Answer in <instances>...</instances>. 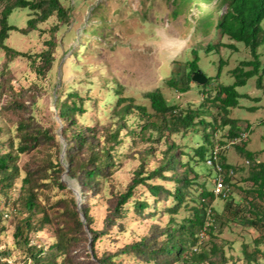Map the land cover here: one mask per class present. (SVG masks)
Listing matches in <instances>:
<instances>
[{"label":"trees","instance_id":"1","mask_svg":"<svg viewBox=\"0 0 264 264\" xmlns=\"http://www.w3.org/2000/svg\"><path fill=\"white\" fill-rule=\"evenodd\" d=\"M62 1L0 0V50L8 59L26 58L37 78L45 77L55 66L57 43L45 41L43 50L29 53L13 49L6 40L11 31L37 30L39 24L50 19L56 21L52 33L60 25L71 23L72 6L65 7ZM171 1L183 10L195 0ZM204 1H209L211 6L203 11L197 7L193 17V32L198 42L190 49L189 56L172 62L170 76L164 80L166 89L155 87L137 98L127 95L121 85L108 82L98 85L90 80L83 91L73 85L64 88V67L69 62L65 60L55 84L54 104L65 142L61 160L48 152L53 142L60 150L56 134L34 119L32 110L36 101L30 103V113L17 120L14 135L0 151V195L5 197L4 207L0 209V235L5 231L3 217L10 215L13 245L22 255L21 264H89L77 261L74 256L83 227L91 234L92 246L103 232L92 231L89 208L79 206L73 190L62 181L61 173L66 172L79 188L97 195L117 170L121 157H130V152L138 165L124 191L115 194L105 224L119 225V220L129 213L151 219L161 214L167 219L165 223L160 220L148 236L113 252L93 254L95 263L90 264H227L223 247L216 238L235 221L261 233L254 240L256 245L264 240V161L258 159L257 151L247 148L248 135L219 154L225 175L233 170V175L226 176L225 181L231 188L240 190L241 198L237 199L231 190L221 199L224 207L218 212L211 205L215 196L205 181H199L200 176L212 179V170L205 160L215 142L222 143L243 130L250 132L248 121L233 118L230 112L238 106L239 98L249 97L239 93L238 87L246 85L252 77H255L256 87H262L264 0ZM17 8L29 12L25 29L8 21ZM203 38H207L205 45L200 40ZM81 40L87 39L82 37ZM238 43L248 57L227 70L233 81L223 84L220 75L228 61L221 56V51H236ZM200 52L218 55L216 75L207 76L202 85L191 79L192 72L200 69ZM69 56L77 60L79 51ZM3 74L4 70L0 69V79ZM78 81L81 82H75ZM192 83L202 95L200 102L193 106L177 101L174 96L190 91ZM3 86L0 81V90ZM169 94H172L170 98ZM5 106L16 111L25 109L23 103L15 101ZM125 141L130 142L128 153L123 152ZM139 144L143 145L142 149L132 152ZM44 147L47 151L38 165L20 167L21 155ZM161 147L157 156V148ZM231 150H234L233 156L244 160L243 165L229 160ZM156 158L157 164L149 169V160ZM235 173L241 174L240 180L233 181ZM17 181H20L18 195L13 197ZM241 182L249 186L242 187ZM140 187L143 189L137 193ZM55 189L65 195L44 207L40 196ZM46 225L54 226L53 242L47 247L33 243L30 234L43 230ZM202 231L203 238L200 237ZM258 253V248L249 252L244 245L243 254L248 264L257 262ZM3 258L4 253L0 251V264H8Z\"/></svg>","mask_w":264,"mask_h":264},{"label":"rangeland","instance_id":"2","mask_svg":"<svg viewBox=\"0 0 264 264\" xmlns=\"http://www.w3.org/2000/svg\"><path fill=\"white\" fill-rule=\"evenodd\" d=\"M62 3L65 7L72 6L71 23L60 25L58 30L52 33L51 28L56 21L50 19L39 24L37 30H29L26 33L11 31L6 40V44L13 49L29 53H38L43 50L46 47L45 41H55L57 43L56 64L48 75L37 78L26 58L8 59L4 51L0 50V69L4 70L3 77L0 79L4 83L0 90V151L7 147L10 137L14 135L17 120L30 113L28 107L32 101H36L37 104L32 110L34 119L39 125L55 133L56 140L60 144L58 151L55 143H51L52 147L48 148V152L53 155V158L57 156L59 160L62 159L61 153L65 142L60 134L61 127L54 104L55 84L66 59L69 62L64 67V88L73 85L83 91L90 80L98 85L108 82L110 85H121L127 95L137 98L155 87L166 89L164 80L170 76L172 62L189 56L190 49L198 42L192 26L195 22L193 17L198 11L197 7L203 11L211 6L209 1L204 0H195L183 10L178 9L175 2L171 0H63ZM1 8L0 3V10ZM179 10L181 12L176 15L175 13ZM28 17L27 9L17 8L9 15L8 21L19 29H25ZM82 37L87 40L82 41ZM200 40L203 42L202 45H205L207 38ZM79 45H81L80 48H78ZM236 45V51H221V56L228 61V65L223 67L220 75V82L223 84H231L233 81L227 70L236 65L238 60L248 57L243 46L240 43ZM76 50L80 55L77 60L69 56ZM262 52L264 61V50ZM198 65L206 76H215L218 55H204L200 52ZM77 80L81 82H75ZM237 91L249 97L239 98V104L231 109L230 116L246 123L248 121L250 132L247 148L257 151L258 159L264 161V73L262 87H256L255 77H252L246 85L238 87ZM171 96L172 94H169L168 98ZM174 98L181 103L196 106L202 95L196 84L192 83L190 91L175 95ZM13 101L23 103L25 109L16 111L12 107L5 106L7 102ZM175 140L179 141L177 138ZM129 146L130 142L125 141L123 152L128 153ZM142 147L143 145L139 144L132 152ZM162 149L163 147L157 148V156ZM46 151L47 147H44L40 151L35 150L21 155L20 167L25 169L28 166L38 165ZM229 153V160L233 159V162L243 165L244 160L233 156L234 150ZM132 155L133 153L130 152V157H121L117 170L97 195L79 188L66 172L61 173L62 181L73 190L75 199L78 196L79 206L89 208L92 231L103 232L92 246L91 234L86 227H83L81 240L74 248L77 261L95 263L93 254L99 256L105 252H113L142 236L150 235L160 220L165 223L167 216L162 217L161 214L157 215V219H151L129 213L119 220V225L112 227L105 224V218L114 202L115 194L124 191L138 165V160L132 158ZM156 164L157 158L150 159L148 168L151 169ZM240 179L241 174L235 173L233 181ZM212 180L210 178L205 180L204 176L199 178V181L206 182L209 190L212 187ZM239 184L242 187L249 186L248 183ZM19 186L20 181H17L12 191L13 197L18 195ZM142 189L140 187L137 193H140ZM232 190L237 199L241 198L239 189L233 187ZM63 195L65 194L60 189L46 191L40 196V201L44 207H48L55 199ZM4 204L5 197L0 195V209L4 207ZM211 205L220 212L223 210L224 201L216 198ZM3 219L5 231L0 235V251L4 253L5 258L2 260L7 261L8 264H21L22 255L14 247L12 240L13 218L10 215H4ZM53 230V225H46L43 230L30 234L31 241L47 247L54 240ZM260 235L261 233L254 228L235 221L225 227L216 240L223 247L227 264H248L243 254L244 245L249 252L254 248L260 251L257 262L251 264H264V240L257 245L254 242Z\"/></svg>","mask_w":264,"mask_h":264},{"label":"built area","instance_id":"3","mask_svg":"<svg viewBox=\"0 0 264 264\" xmlns=\"http://www.w3.org/2000/svg\"><path fill=\"white\" fill-rule=\"evenodd\" d=\"M247 135L248 132L243 130L235 137L229 138L222 143L215 142L211 154L207 156L205 160V164L207 167H209L212 170L213 173L212 187L210 191L213 193L215 198L224 199L229 195V193L232 190L230 184L226 183L225 177L226 176L229 177L233 175V170L230 169L228 171V174L225 175L223 167L219 162V154L221 150L230 149L232 146L242 142V140H244L247 137ZM207 213L208 214L210 213V207L207 209ZM203 236H204V231L200 233V237L203 238Z\"/></svg>","mask_w":264,"mask_h":264},{"label":"water","instance_id":"4","mask_svg":"<svg viewBox=\"0 0 264 264\" xmlns=\"http://www.w3.org/2000/svg\"><path fill=\"white\" fill-rule=\"evenodd\" d=\"M191 79H192V81H194L196 84H199V85H202V84H204L205 82H206V80H207V76L200 70V69H197V70H195V71H193L192 72V74H191ZM61 155H62V158H63V155H64V149H62V153H61ZM76 193V192H75ZM76 196H77V193H76ZM78 196H77V198H76V200H77V202H78ZM79 204V203H78ZM81 219H83L82 218V216H81Z\"/></svg>","mask_w":264,"mask_h":264}]
</instances>
